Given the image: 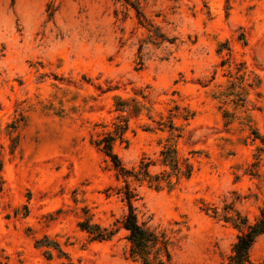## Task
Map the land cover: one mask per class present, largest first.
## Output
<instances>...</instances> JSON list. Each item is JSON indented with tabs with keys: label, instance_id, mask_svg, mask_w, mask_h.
<instances>
[{
	"label": "rangeland",
	"instance_id": "1",
	"mask_svg": "<svg viewBox=\"0 0 264 264\" xmlns=\"http://www.w3.org/2000/svg\"><path fill=\"white\" fill-rule=\"evenodd\" d=\"M124 121L128 170L170 172L174 144L182 171L128 179L139 222L172 264H227L226 216L264 205V0H0V264H139L126 184L96 144Z\"/></svg>",
	"mask_w": 264,
	"mask_h": 264
},
{
	"label": "trees",
	"instance_id": "2",
	"mask_svg": "<svg viewBox=\"0 0 264 264\" xmlns=\"http://www.w3.org/2000/svg\"><path fill=\"white\" fill-rule=\"evenodd\" d=\"M131 5L137 12H139L137 6L134 4ZM115 127L114 132L107 134L96 142V144L111 162L113 168L117 172V176L124 179L126 184L127 191L125 192V199L127 200L129 206V212L125 216L122 225L123 228L129 232L131 256L133 259L138 261L139 264H172L169 241L166 237L164 235L157 234L155 231L147 228L144 224L139 222L132 204L135 194L132 190H130L128 179L130 177H134L138 181L148 179L151 184L157 183V185L163 181L168 185H171L172 177H177L179 174H182L177 149L174 144H168L161 153L162 165L168 168L171 173L168 172L164 173L162 176H153L148 170L150 164H145L138 172L128 170L123 165L118 155L114 152V143L117 140L123 141L124 135L128 130V124L124 121ZM189 173L190 170L187 174L183 175L187 176ZM234 213L235 214L233 216H226L225 218L227 219V222H231V224L239 231L237 241L233 245L232 253L227 264H252V249L258 239L264 235V205L260 210L259 217L253 223H250L248 218L243 216L240 212L235 211ZM79 226L83 231H86L94 240L97 241L109 240L115 234L113 231L103 229L99 225L92 224L88 220L81 222ZM38 243L42 246L46 245L42 244V242ZM48 245L49 247H53L62 253L57 243L52 242V244H47L46 246Z\"/></svg>",
	"mask_w": 264,
	"mask_h": 264
}]
</instances>
